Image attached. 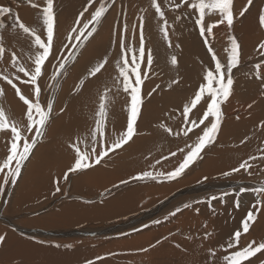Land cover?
<instances>
[{"label": "bare ground", "instance_id": "6f19581e", "mask_svg": "<svg viewBox=\"0 0 264 264\" xmlns=\"http://www.w3.org/2000/svg\"><path fill=\"white\" fill-rule=\"evenodd\" d=\"M40 1L0 0V7L12 9L11 13H0V25H2V34L5 40L10 38L9 36H12L10 32L14 29L17 16L26 26L32 27L30 25L32 24L37 31L46 35V30L41 23L42 8L46 4H44L43 0ZM105 2H107L108 11L102 23L98 26L97 31L92 35L93 43L96 44L102 37L106 38L105 41L107 43L109 42V35H111V40L115 42L111 41V43H108L109 45H106L109 46V49H112L110 59L116 61L119 59V53L122 51L120 47L121 43L128 48H139L141 32L140 17H144L143 35L147 47H145V61L142 66L145 67L147 52L151 50L156 61L158 59L161 65H163V69L166 72L169 69L171 71L169 64L162 59L165 56L166 47H169V45H165L162 42L163 33L161 32V25L163 21L159 14L156 13L155 8L152 7V0H93L92 7L89 8L88 12L84 13L83 17H80L79 14L88 6V0H54L56 19L55 37L58 36L54 41V51L59 52L55 47L62 50L67 49L63 45L67 43L68 33L75 26L76 20L79 18L82 26L90 19V13L99 7L101 3ZM158 2L165 13V18L168 20L169 37L173 38L169 51L177 57L178 62H186L183 59L187 58L188 55V59L190 60H193L191 57H196L199 58L200 64L207 65L209 68L214 67L211 53L206 49L203 38L199 35L198 26L195 24L197 16L189 14L192 10L187 8L183 0H158ZM263 2L264 0H252V4L249 6L248 0H233L234 22L232 27L229 28L226 24L218 25L213 29L214 39L209 37L218 58L223 63H227L228 56L225 50L230 46L229 34L234 35L240 43L241 51L240 64L237 69L246 65L251 66L249 69L245 68L249 70V74H246V76L234 77L233 93L226 102L228 104L227 109L223 113L226 118L232 121H235V114H239V116L237 122H234V125L229 129L226 127L228 124L227 119L224 120L223 130L221 129L219 139L222 137L221 142L222 140L225 141L224 145L226 147H220L218 153H214V156L210 155L202 166L203 173L199 172V178L202 179V177L207 176L208 181L204 178L201 183L194 181L179 188L175 184L156 183L152 179H133L127 183H116L113 185L114 182L118 181L117 178L120 175L114 174V177L109 178L103 176L99 181L98 179H90L91 181L89 182L86 180L85 175L73 177L71 176L73 173H71L68 180H70V177L73 178L71 179V194L74 195V199L71 198L67 202L60 204L62 195L60 192L57 194L53 193V190L51 192L54 195L51 193L52 196L47 199V186L49 183L44 185V192L46 194L41 193L40 195V192H42L40 191L39 193L33 192L25 195L29 200L32 199V203L28 201V206L32 207L42 204L38 209L42 216L36 219L35 224L44 226V228L39 226L28 228L15 222L19 216H22L20 214L23 211L22 208L18 207V212L17 208H15L17 201H14L11 205L7 204L8 199L6 193L4 194V188V191L0 194V220L3 223L5 222L6 225L3 226L0 223V228L6 230L7 236L0 235L5 237L4 242H0V264H87L88 261H93V264H220L222 256L228 254L224 251L227 241L233 237L236 230L241 229L242 220L246 217L249 210L255 213V219L254 221H250L248 232H242L239 248L246 247L253 240L257 244L264 241V208H260L259 213H256V210L252 208V205L256 204L258 200L264 199V195L255 191L256 188L264 183L249 180H246L247 182H240V179L237 178H233V180L231 178L225 179L220 182L212 181V179H216L217 177H226L224 173L231 171L230 168L225 170L227 167H236L245 160L250 162L252 160L250 157L257 155L264 156V148H261V146H264V123H262L264 122V104L262 103L264 101V55H261L257 48L258 44L264 41V28L262 30L259 24V15L264 13ZM33 4L36 7H33ZM176 4H180V7L176 8ZM245 7L248 10L241 16L240 12ZM205 17L207 22L205 26L215 23L220 19L217 13H208ZM125 25H127L126 31ZM18 31L20 30L18 29ZM86 45L84 48L87 47ZM88 49L89 47L87 51ZM181 53H183V56ZM129 58H131V52H129ZM257 64L261 65V68L258 70L254 66ZM152 68L156 72L161 71L156 66ZM187 68L191 71L190 77L196 75L193 65ZM255 73L260 74L258 77H262L261 81L255 77ZM155 77L154 79H151V77L149 80H145L146 82L143 86L144 96L142 95L144 99L146 87L149 88V92H153V88L162 81L158 79L160 77L159 73ZM88 88L90 89V87ZM156 93L154 91L148 100L150 99L151 101V99L155 98ZM126 100L129 101V104L126 102L128 110L125 107L127 111H124L122 113L124 115L120 118L124 129L130 105L128 94ZM249 104L252 105L251 108L248 107ZM148 107L151 112H157L155 111L157 109L154 110V107H152V101L148 102ZM89 109L92 108L90 107ZM92 111L95 112L94 110ZM246 117L247 120L238 123L239 120ZM74 126L77 128V123ZM222 134L224 136H221ZM74 138L76 137L74 136ZM132 140L130 144L128 143V146L122 147V150L119 149L117 153L114 152L118 160L119 158L127 159L125 162H121V164H119L120 161H117L116 167L118 165L123 167L127 164L131 168L132 164L128 160L132 159L135 153H140L144 149L146 138L140 139L135 137ZM231 141L234 143L231 144ZM124 151L125 153L122 155ZM256 159L260 161H258V166L263 167V161L260 158ZM206 163L208 166H205ZM142 165V169L138 172L148 171V166L151 164L145 163ZM61 174L63 176V173ZM232 175H239V173L235 172ZM157 181L163 182L165 180L161 179ZM19 183L21 185L22 182ZM103 184H107V186L103 187ZM176 187L177 189L174 190ZM242 188L250 190L241 191ZM228 189L233 190L224 191ZM212 191L231 193L230 195L222 196V198L211 200L212 196L210 192ZM104 192L106 195L103 198L101 195ZM19 193L22 194V191L17 192V194L15 193V195L20 197ZM198 193L210 194L203 197L206 200L202 202L204 204L197 203L198 201L192 199L190 202L192 204L191 211L187 209L184 214L172 216L171 220L167 219L168 224H166L164 219H158L161 221L159 224L154 223L157 220H154L156 218L152 217H158L160 214L166 213L175 199L185 197L187 194L198 195ZM199 199L201 198L199 197ZM237 203L239 207H237ZM141 208H144L141 211L142 214L138 215L135 213L134 216L136 217L122 221L121 224L118 222V226L108 227L105 225L106 223H111L112 220H121L123 216L129 217V215L139 211L138 209ZM196 209H199L198 213ZM2 213H5L6 216H3ZM146 225L147 227H145ZM165 225H170V229H166ZM85 233H89L91 236L96 235L98 238L91 241L88 239L89 241L76 242V238ZM64 236L73 237L74 240L69 239L67 242L49 241L56 240L54 238L58 237L64 238ZM69 245L71 247H66ZM145 248L151 249V251H142ZM235 250L237 249H229L228 252ZM213 251L215 255H212ZM243 264H264V250L248 258Z\"/></svg>", "mask_w": 264, "mask_h": 264}, {"label": "rangeland", "instance_id": "374dc122", "mask_svg": "<svg viewBox=\"0 0 264 264\" xmlns=\"http://www.w3.org/2000/svg\"><path fill=\"white\" fill-rule=\"evenodd\" d=\"M36 1H38V0H36ZM43 1H44V4H46V2H45L46 0H43ZM43 1H42V3H43ZM263 6H264V2H263ZM20 22H23V21L20 20ZM206 24H207V22H206V17H205V25ZM30 25L33 27L32 24H30ZM28 27H30V26H28ZM32 27H30V28H32ZM262 30H263V28H262ZM10 33L12 34V36H9L10 38H7L5 40V45H4L5 52L3 54V57H0V72H3V73L15 71L11 66V53L12 52L16 53L19 61L21 63L25 64L26 67L31 66V61H30L29 57L34 55V52H35V49H33L32 45H31V38L30 37L22 34L20 31H18V29H15V28ZM37 33L42 34V38H44V36H46L42 32L37 31ZM110 36L111 35H109L110 39L108 38L109 42H107V43L105 41L106 38L102 37L101 40H99L96 44H94L93 43V37L92 38L90 37L88 39V41L85 43V44H87L86 48H84L85 44L81 45L77 55L74 56L72 58V62H70L67 65V70L63 73V75L58 77V83H55L54 81L51 80V74H52V72H54L56 70V68L54 66L57 65V62L61 58V56L66 57L68 52L72 51L71 46L69 49L67 48L64 50L59 49L58 47H55V49L58 50L59 52L53 51V55L49 57V60L45 64L46 73H45V76L42 77V79L40 81L41 88H42L41 102L43 104H46L49 100H54L52 118L49 122L50 125H48L46 130H45V135L43 137L44 139L42 138L43 140H40L38 142L36 148L33 150L35 153L33 152L32 155L29 157L28 161L25 162V165H24L22 172H21V176L18 178L16 184L13 185L9 181L8 185L3 186V177H4L5 173H0V178H1L0 179V186H3L5 188L4 194L6 193V196L8 199L7 204L11 205V204H13L14 201H17V203H16L17 206L15 207V208H17V211L19 212V208H22L23 213L20 214L22 216H19L18 218L16 217L17 219L15 222H17L23 226H27L28 228H33V227H37V226L44 228V226L35 224L36 223L35 221H37L36 219L42 216L38 211L39 206H41L42 204L41 205L37 204V205L32 206V207L28 206L29 202L32 203V199L29 200V198H27V196H25V195H29L30 193H33V192L39 193L40 191H42V192H40V195H41V193L46 194V192H44V188H45L44 185H46L47 183H49L47 186V190H48L47 191L48 195L46 196L47 199H49V197L52 196L51 195L52 190H53V193L57 194L56 192H54V190H55L54 187H56L57 179L62 176L61 173H63V175H64V173L68 170V168L74 163L75 153H74V150L69 147V145L79 139V141H81L80 142L81 150L83 151V150H85V148H87V150H89V152L91 151V146H92V144H91L92 143L91 131H92V129L95 128V124H96V120H97V112L99 110V104L101 102V97L104 95L106 89L109 91H108V99L106 102L107 115H106V119H105V129H104L105 137L104 138L106 141L111 142L115 139L116 136L119 135V133L126 130L127 121L129 118V112H127L128 117L126 120L125 129L122 126V122H121L120 118L124 115L122 113L124 111L128 110L127 104H129V101L126 100L127 99V93L122 91V88L118 89L116 87V79H115V77L117 76V70L115 68V62L116 61L115 60L112 61L110 59V57L112 55V51H111L112 49H109V46H107V45H109L108 43H111V41L112 42H115V41L111 40L112 36L111 37ZM57 38H58V36H56L54 38V41ZM221 38H222V36H221ZM169 40L172 43L173 38L169 37ZM139 41H140V38H139ZM145 41L146 40H144V46L146 45ZM162 42L165 45H169L168 40H166L164 38V36H162ZM95 45H96V47H95ZM91 46H92V48H91ZM88 47H89V49L87 51ZM145 47H147V45ZM205 47L207 49L206 45H205ZM101 49L102 50L104 49V50L102 51ZM166 52H167V54H166ZM166 52H165V56H163L162 59H163V61L165 60V62L167 64H169V66H170L169 68H171V71L169 69V71L167 70V72H166L163 69L164 68L163 65H161V63L158 61V59L156 61L155 56L152 54L154 63L151 66V70L147 72V76H148L147 79H145L146 81L149 80V78H151V77H152L151 79H154V78H156L155 76H157V73H159L160 77L158 79L162 80L159 84H157L158 87L155 86L153 88V89H155V92H157V93L155 95V98L151 99L152 107H154V110L157 109V110H155L157 112H151V110L148 107V102H151V101H150V99L148 100V98H149L148 93H150V92H149V88H147V87L145 89V99L143 98V96H144L143 95V86H144L146 81L144 80V83L141 85L142 95H143L142 98L144 100H143V105L141 108V113H140L138 120H137V123H136V133L137 134L134 135L133 139L135 137H138L140 139L146 138V142H145L144 149L140 153H135L133 158L128 160V162L130 164H132V167L130 168L129 166H127V164L123 167L120 165H118V167H116L117 166L116 164L118 163L117 161H120L119 164H121V162H125L127 160V159L124 160L121 158H119V160H118V158L115 157L117 151H119V149H117L115 151L116 152L115 154H114V152L110 153L107 157H105L101 161V163L99 165H95V166H93L89 169H86L84 171H78L76 173H73V175H71V176L75 177L78 175H85L86 180L90 182L91 181L90 179H92V180L98 179V181H99L100 178L103 176H106L109 178L112 176L114 177L115 176L114 174L120 175V177L117 178L118 181L113 183V185H114L116 183H121L122 181H127V182L132 181L133 180L132 177L137 176L138 174L141 173L138 171L140 169H142V167H143L142 164H145V163L151 164L148 166V169H149L148 171H152V172L156 173V172L171 171L175 167L178 166L179 162L182 161L184 153L179 152V149L185 148V145L188 143H192L195 140L196 135L199 134L200 128H203L204 125H201L200 128L194 129L193 132L189 133V136L187 138H185L182 135V133L179 136L175 135V133L179 132L182 129V127L184 126V123H183L184 117L182 115L183 106L186 103H189L191 101V99L194 97L195 93L198 91L199 84L203 83V76L205 74V70L209 67L207 65L200 64L199 58L191 57V59H193V60L188 59V55H187V58L183 59V60H186V62L182 61V63L178 62L179 65L178 64L172 65L170 63L171 62V56H173L174 54L169 51V47H166ZM137 55H138V49H137ZM181 55L183 56V53H181ZM120 56H121V53H119V58H120ZM53 57H55V58H53ZM105 57L108 58V63L105 65V68L102 69L100 73H97L96 76H94V77L90 76L88 72H90V70L96 64L100 63L103 60V58H105ZM156 62H158V63H156ZM261 62H263V61H261ZM261 62H259V63H261ZM142 65H141V69L144 71L143 68H145V67H143ZM185 65L187 67L190 65L191 66L193 65V67H195L194 72H196V75H194L193 77H190L189 74L191 73V71ZM153 66H156V68L161 70V71H157V72L154 71L152 68ZM250 66L251 65H249V66L246 65L244 67H239L238 69L237 68L233 69V78L235 76L243 77V76H246V74H249V70H247V69H249ZM175 68L177 71L175 70ZM245 68H247V69H245ZM163 70H164V72H163ZM169 72H171V73H169ZM243 73H245V74H243ZM20 75H21V78L23 79V75L22 74H20ZM259 75H260L259 73H255V77L261 81L262 77L261 76L258 77ZM81 81H83L82 87H81ZM173 81H178V83H173ZM53 83H55V87H52L53 89L49 88L48 85L53 84ZM98 83H99V85H98ZM17 86L21 88V91L24 94L29 95V97L31 98V95H30L31 85H24L22 83L17 82ZM0 87H3V89H4V95L0 96V106H2L5 109L6 114L11 119L16 120L19 124L23 125L25 123L26 106L23 104L22 101L19 100L18 96L15 93V90L12 89L11 86L8 85L5 81L0 80ZM88 87H90V89ZM233 87H234V85H233ZM259 92H260V90H259ZM153 93L154 92H152V94ZM126 102H127V104H126ZM262 103L264 104V101H262ZM86 104H88V105H86ZM93 104H94V106H93ZM227 105H228L227 103L222 105L223 111L224 110L226 111ZM70 106H72V107H70ZM74 107H76V108H74ZM88 107L89 108L91 107L92 109H89ZM125 107L127 110L125 109ZM95 108H96L95 112H93V111L91 112V110H93ZM62 109H63V111H61ZM205 109H206V104H205V101L202 100L201 103L198 104L196 106V108L193 109L192 112L189 114V117H188L189 120L196 119L198 121L199 118L202 116ZM69 110L72 112H70ZM143 110H144V112H143ZM78 115H81V116H78ZM238 116H239V114H235V121H232V120L226 118V116L224 114L221 129L223 130L222 126H224L223 123H224L225 119H227V121H228V124L226 125V127L229 129L230 127H232L234 125V122H237ZM76 117H78L79 119ZM245 120H247V117L243 118L242 120H239L238 123L240 121H245ZM72 122H73V125H72ZM75 123H77L78 127H81V128H78V127L76 128L74 126ZM82 123H85V124H82ZM205 124H207V121H205ZM165 128H170L172 130V132L169 133L168 131L165 130ZM221 129H220V132L216 138V142H215L216 144L214 143L213 145L205 148L204 151L201 153L202 159L201 158L198 159L194 163L195 165L192 164L185 171L183 176L177 178L174 181L165 180V181L161 182V181L155 180V182L156 183H166V185L175 184V186H177L178 188L182 187V186L184 187V186L188 185V183L190 184L191 182H194V181L201 183L202 179L207 177V176L202 177V179L199 178V172L203 173L202 166L204 165L205 161L210 157V155L214 156V153H218L220 147L221 148L226 147L224 145L225 141L222 140V142H221L222 137L219 139V136L221 134ZM80 131H81V133H80ZM224 131H225V129H224ZM10 134L11 133L9 130L0 131V163L3 162V160L6 158V156L8 154L7 149L10 146V141H11V135ZM86 135H87V137H86ZM74 136L76 138H74ZM221 136H224V135L222 134ZM97 139L99 141V137ZM67 140H69V141H67ZM82 141H83V143H82ZM132 141L133 140H131L129 142V144ZM49 142H51V143H49ZM233 143L234 142L231 141V144H233ZM126 145L128 146V144H126ZM126 145H124L123 148H125ZM230 145H229V147H230ZM263 145H264V140H263ZM96 147H97V153H98L101 149V145L99 143H97ZM261 148L263 149L264 146H261ZM120 150H122V148H120ZM186 151H187V149H185V152ZM172 152H176L177 155L171 156ZM124 153H125V151L122 152V155ZM257 156H255V157L260 158V160L263 161V163H264V159H263L264 156L263 155L258 156V157ZM165 157H167V159H165ZM218 158H219V156H218ZM158 160L163 165H161L160 163H157ZM258 161H259L258 159H252L249 162L252 165V167L248 169V172H252L253 173L252 175H248V172H245L244 169H241L240 172H236V173H239V175L217 177L216 179H212V181L220 182L221 180H225V179L231 178L233 180V178L234 179L237 178V179H240L239 180L240 182H242V181L247 182L246 180H249V181H253V182L264 183V166L263 167L258 166V164L260 162V161L259 162ZM13 166H14V163H13ZM205 166H208V164L206 163ZM238 166L239 165H237L236 167H238ZM149 167H153L155 169L149 168ZM236 167H232V168L227 167L225 170H227L228 168H230V170H232L233 168H236ZM62 168H64L65 170ZM132 169H133V171H132ZM192 169H194V170H192ZM56 170H58V171H56ZM62 170H63V172H62ZM190 170H191V173H190ZM261 170H263V171H261ZM6 171L7 170H5V172ZM134 171H136V172H134ZM256 172H258V173H256ZM187 173H188V175H187ZM70 174L71 173H69V175ZM71 179H73V178L70 177V180L64 181V179L62 177L59 180L60 187H61L60 193L62 195L60 204L67 202L71 198L74 199L73 198L74 195L71 194V185H72ZM205 180L208 181L209 179H205ZM205 180H203V181L206 182ZM19 182H22L21 185ZM22 184H24L25 186L23 185V187H22ZM113 185H111V186H113ZM19 186H21V187H19ZM106 186H107V184H103V187H106ZM30 187H31V189H30ZM51 187H52V189H51ZM177 187L174 190H176ZM14 188H16V189H14ZM42 188H43V190H42ZM17 189L20 192L22 191V194L21 193L18 194V195H21L20 197L15 195V193L17 194V192H19ZM231 190H233V189H228V190H224V191H231ZM249 190L250 189H246V191H249ZM105 192H104V194L101 195V197H103V198L105 197V195H106ZM23 193H24V195H23ZM226 193L225 192L224 193L223 192H217V191L210 192L211 196L215 195V196H217V198H221L222 196H225V194L230 195L231 192L230 193L226 192ZM171 194H168V195H171ZM210 194H207V193L199 194L198 193V195L196 194L197 196L194 194L193 195L187 194L185 197H179V199H175L173 201V203L171 204L172 206L170 205L169 210L166 212L167 214L163 213V214H160L158 217L154 216L152 218H156L154 220L164 219L166 224H168L167 219L171 220V217H172L169 214L172 211H174L177 207H182L183 204L190 203L192 201V199H195V201H199L200 204H204L202 202H205L206 200L203 197L209 196ZM168 195H166V196H168ZM190 197H192V198H190ZM199 197L201 199H199ZM11 199H13V200H11ZM202 200H204V201H202ZM21 201L24 203H22ZM179 203H181V204H179ZM23 204H25V206H23ZM24 207H26V208H24ZM143 209L144 208L138 209L139 211L133 212L131 215H129V217L123 216V217H121L122 218L121 220H114V221L112 220L111 221L112 224L106 223L105 225H107L108 227L118 226L119 224H121L122 221L136 217V216H134L135 213H137L138 215L142 214L141 211H143ZM186 210L187 209H184L182 212L177 213V215L184 214V212ZM189 210L191 211V208ZM2 214H3V216H6L5 213H2ZM166 217H167V219H166ZM25 222H27V223H25ZM118 222H120V223L118 224ZM0 223L3 224V226L6 225V223L5 222L3 223L2 220H0ZM31 223H33V224H31ZM164 227H166V229H168V230L170 229V225H165ZM45 230H51V229H45ZM116 234H119V233H116ZM0 235H4L5 237L7 236V232L4 228L3 229L0 228ZM82 235H79V237L76 238L77 239L76 242H78V241L84 242V241H89V240L91 241L93 239L95 240L96 238H98V236L97 237H96V235L91 236L89 233H85ZM54 239H56V240H49V241H51V242H58V241L59 242H67L69 239L74 240L73 237H66V236H64V238L58 237V238H54ZM4 240H3V242H4ZM149 251H151V249H148V251H146V252H149ZM132 253H134V252H132Z\"/></svg>", "mask_w": 264, "mask_h": 264}, {"label": "snow or ice", "instance_id": "6c2138e0", "mask_svg": "<svg viewBox=\"0 0 264 264\" xmlns=\"http://www.w3.org/2000/svg\"><path fill=\"white\" fill-rule=\"evenodd\" d=\"M29 2H31V0H29ZM92 3L93 0H88V6L79 14L80 17H83L84 13L89 11V8L92 7ZM183 3L187 5V8L192 10V12L189 13L190 15L195 14L197 16L195 24L198 26L199 35L203 38V42L207 46L208 52L211 53L214 67L205 70L203 83L200 84L198 91L195 93L191 101L183 106L182 115L184 117V126L179 132H176L175 135L179 136L182 133V135L187 138L189 133L193 132L194 129L200 128L201 125H204V127L200 128L199 134L196 135V138L192 143H188L185 145V148L179 149V152L184 153V155L182 161L179 162L177 167L167 173L144 171L137 176L132 177L134 180L162 179L171 181L181 177L192 164L201 158V153L204 149L216 142L224 118L222 105L228 101L233 93V69L237 68L240 64V43L234 35L229 34L230 46L225 50L228 59L227 63H223L220 58H218L209 40V37L214 39L213 29L218 25L226 24L229 28L232 27L234 22L233 0H183ZM251 4L252 0H248V5L250 6ZM32 6L36 7L34 4ZM152 7L155 8L156 13L159 14L163 21L161 32L163 33L164 38L168 40L169 47H171L168 20L165 18V13L158 0H152ZM175 7L179 8L180 4H176ZM247 10L248 8L245 7L244 10L240 12V15H244V12ZM107 11V2L101 3L99 7L95 8V10L90 13V19L82 26L80 19L78 18L76 20L75 26H73L68 33L67 43L63 45L65 48L71 46L72 51L68 52L66 57L61 56L58 60L57 65L54 66L56 70L51 74L52 81L58 83V77L63 75L67 70V65L72 62V58L77 55L81 45L85 44L97 31V28L102 23ZM11 12L12 9L9 7H0V13L7 14ZM208 13H217L220 19L215 23H210L205 26V16ZM41 23L46 30V36H44V38H42V34L37 33L36 28L26 26L23 22L19 21L18 16L16 17L14 28L19 29L24 35L30 37L31 45L33 49H35L34 55L29 57L31 66L26 67L25 64L19 61L16 53L12 52L11 66L15 71L7 73L0 72V80H3L10 85L11 88L15 90L19 100L26 106L25 123L23 125L19 124L14 119H11L6 114L5 109L0 106V131L9 130L11 133L10 146L7 149L8 154L3 162L0 163V173H5L3 177V185L5 186L9 184V181L13 185L16 184L18 178L21 176L25 162L28 161L38 142L44 137L45 130L52 118L54 100H49L46 104L41 102L42 88L40 81L46 73L45 64L49 60V57L53 55L54 51V38L56 34L54 0H46V6L42 8ZM143 23L144 17H140L141 32L138 55L137 49L128 48L121 43V56L115 62V68L117 70V76L115 77L116 87L118 89L122 88L130 97L129 118L126 130L119 133V135L111 142L106 141L104 138L105 119L107 115L106 102L109 91L106 89L99 104L95 128L91 131V151L89 152L87 148L82 151L79 139L69 145V147L74 150L75 156L74 163L63 175L65 181L68 180L69 173L84 171L95 165H99L105 157L128 144L133 139L134 135L137 134L136 123L143 105L141 85L144 83V80L147 79V72L151 70L153 63L152 51L148 50L145 69L142 72L141 65L145 61ZM259 24L264 28V13L259 15ZM124 27L126 31L127 25ZM4 45L5 39L2 34V25H0V57H3L5 52ZM257 48L261 55H264V41H261ZM129 52H131V58H129ZM107 63L108 58H103L100 63L96 64L90 70L89 75L93 77L96 76L97 73H100L101 70L105 68ZM171 64H178L175 55L171 57ZM255 68L258 70L261 68V65L257 64L255 65ZM20 74L23 75V79ZM17 82L24 85H31V98L29 95H26L21 91V88L17 86ZM55 83L48 85V87H55ZM173 83H178V81H173ZM82 86L83 81H81V87ZM154 91L155 89H153V92ZM3 95L4 89L3 87H0V96ZM148 95L151 96L152 92L148 93ZM202 100H204L206 104V109L202 116L198 121L196 119L189 120V114L198 104L201 103ZM248 107L251 108L252 105L249 104ZM61 111H63V109ZM205 121L208 123L205 124ZM165 130L169 133L172 132L170 128H165ZM98 137L99 141L97 139ZM97 143L101 145V149L98 153L96 147ZM185 149H187L186 152ZM176 155V152L171 153V156ZM165 159H167V157H165ZM250 159H256V157H250ZM157 163H160V161L158 160ZM251 167L252 165L249 161L245 160L230 172H225L224 175L230 176L232 173L240 172L241 169L248 172V169ZM5 170L7 171L5 172ZM252 174V172H248V175ZM205 179H207V177H205ZM121 183H127V181H122ZM3 191L4 187L0 186V193ZM60 191L61 187L59 179H57L55 192L59 193ZM241 191H246V189L242 188ZM255 191L264 195V184H261L260 187L255 189ZM216 199V196L211 197V200ZM197 203L200 202L198 201ZM237 207H239L238 203ZM190 208H192V204L185 203L182 207H177L169 215L176 216L177 213ZM252 208L256 210V213H259L260 208H264V199L258 200L256 204L252 205ZM196 212L198 213L199 209H196ZM254 219L255 213L252 210H249L246 217L242 220L241 229L236 230L233 237L227 241L224 251L228 254L222 256L220 264H243L245 260L264 250V241L257 244L255 240L249 243L246 247L239 248L242 232H248L250 221H254ZM160 222L161 221L157 220L154 223L159 224ZM145 227H147V225ZM4 239V236H0V242H3ZM254 245L256 246L254 247ZM57 247H59V245H57ZM66 247L71 246L69 245ZM177 247H179V245H177ZM234 248L237 250L228 252L229 249ZM142 251L146 252L148 249L145 248L142 249ZM212 255H215L214 251L212 252ZM87 264H93V261H88Z\"/></svg>", "mask_w": 264, "mask_h": 264}, {"label": "crops", "instance_id": "0c3cea01", "mask_svg": "<svg viewBox=\"0 0 264 264\" xmlns=\"http://www.w3.org/2000/svg\"><path fill=\"white\" fill-rule=\"evenodd\" d=\"M94 111L96 110V108L95 109H93ZM67 141H69V140H67ZM63 177V176H62ZM62 177H60V178H62ZM59 179V178H58ZM52 189V188H51Z\"/></svg>", "mask_w": 264, "mask_h": 264}]
</instances>
